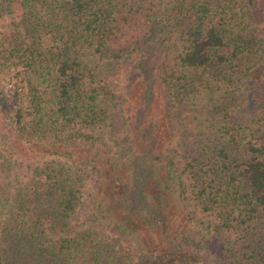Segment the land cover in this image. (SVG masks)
Returning <instances> with one entry per match:
<instances>
[{
    "label": "trees",
    "instance_id": "obj_1",
    "mask_svg": "<svg viewBox=\"0 0 264 264\" xmlns=\"http://www.w3.org/2000/svg\"><path fill=\"white\" fill-rule=\"evenodd\" d=\"M0 264H264V0H0Z\"/></svg>",
    "mask_w": 264,
    "mask_h": 264
},
{
    "label": "rangeland",
    "instance_id": "obj_2",
    "mask_svg": "<svg viewBox=\"0 0 264 264\" xmlns=\"http://www.w3.org/2000/svg\"><path fill=\"white\" fill-rule=\"evenodd\" d=\"M131 26V31H130V33L127 35V38H131L132 37V35H136L138 32H139V30L138 29H132L133 27H139L140 26V24H136L135 26H133V24H131L130 25ZM164 58H162V59H160L158 62L159 63H162V62H164ZM155 65V61L153 60V63H152V66H154ZM124 80V78H122V80H121V83H122V81ZM134 81H135V87L136 88H138L139 86H144V83H143V75H134ZM7 88L8 89H10V88H12L11 87V84H9L8 86H7ZM8 103H9V105H10V107L11 108H13L14 107V105H13V102H12V100L9 98L8 99ZM79 165H84V162L83 161H81V160H79L78 162H77Z\"/></svg>",
    "mask_w": 264,
    "mask_h": 264
}]
</instances>
